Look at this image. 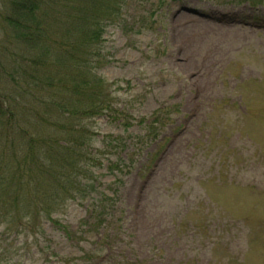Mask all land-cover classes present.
I'll list each match as a JSON object with an SVG mask.
<instances>
[{"label": "rangeland", "instance_id": "rangeland-1", "mask_svg": "<svg viewBox=\"0 0 264 264\" xmlns=\"http://www.w3.org/2000/svg\"><path fill=\"white\" fill-rule=\"evenodd\" d=\"M13 1L0 0V59L26 63L8 53L20 43L11 39ZM95 2L40 0L33 10L41 5L62 41ZM110 7L87 66L108 85L111 112L72 120L59 112L46 129L61 140L58 124L90 131L88 162L101 165L76 180L90 177L94 194L67 200L53 223L45 213L5 218L0 264H264V0ZM54 63L41 67L58 86ZM17 78V68L0 69V91H12L16 109ZM33 120L31 131L43 132Z\"/></svg>", "mask_w": 264, "mask_h": 264}, {"label": "trees", "instance_id": "trees-1", "mask_svg": "<svg viewBox=\"0 0 264 264\" xmlns=\"http://www.w3.org/2000/svg\"><path fill=\"white\" fill-rule=\"evenodd\" d=\"M36 1L40 3V0L13 1V7H17L19 13L12 19L18 32L11 39L20 43L15 44L18 51L9 49L11 52L8 53L12 57L22 54L27 58L26 63L11 58L9 62H2L0 59V69L15 67L23 73V78H17L13 86L20 108H27L22 113L9 101L12 91H0V124L7 125V129L0 130V224L7 217L13 216L19 222L29 215L33 218L44 216V213L47 215L45 219L53 223L54 219L49 217L67 200L81 201L86 196H93L97 183L92 185L90 177L93 176V167H100L101 163L98 160L88 162L85 135L90 131L70 123L58 124L60 133L68 136V139L61 140L54 133H47L46 129L50 127L51 118L64 116L59 112H66L67 118L72 120L81 115L82 118L101 115L111 106L108 85L101 75L90 70L87 62L91 46L100 34L98 18L108 19L112 15L110 4L113 0H96L94 8L82 22L75 23L76 27H68L62 41L53 37V31L40 19L41 5L34 12V5H38ZM118 1L114 0V7ZM25 53H31L32 64L30 56ZM45 62L48 66L56 62L54 64L61 72L58 86L41 67ZM5 65L8 66L1 67ZM32 119L34 127L38 123L43 126V132L31 131ZM11 134L21 138L23 143L16 144L19 139ZM85 173L90 175L87 182L76 180L78 174L84 176ZM117 198H120L119 191L113 200ZM58 226L68 238L70 232L62 225Z\"/></svg>", "mask_w": 264, "mask_h": 264}]
</instances>
